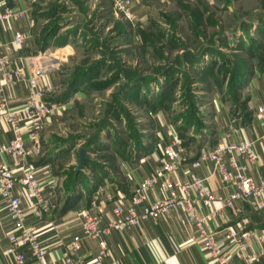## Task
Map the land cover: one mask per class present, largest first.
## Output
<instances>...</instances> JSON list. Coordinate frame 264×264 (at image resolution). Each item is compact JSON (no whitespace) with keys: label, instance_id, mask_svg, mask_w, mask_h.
<instances>
[{"label":"rangeland","instance_id":"rangeland-1","mask_svg":"<svg viewBox=\"0 0 264 264\" xmlns=\"http://www.w3.org/2000/svg\"><path fill=\"white\" fill-rule=\"evenodd\" d=\"M30 5L33 55L58 57V96L68 92L40 133L43 154L56 149L64 199L96 202L111 185L127 191L119 159L137 167L142 155L162 152L171 140L162 112L185 150L214 136L216 104L247 117L250 71L264 70V0H152L144 21L124 18L114 0ZM81 147L90 157L78 168ZM111 169L104 184L98 171Z\"/></svg>","mask_w":264,"mask_h":264},{"label":"crops","instance_id":"crops-1","mask_svg":"<svg viewBox=\"0 0 264 264\" xmlns=\"http://www.w3.org/2000/svg\"><path fill=\"white\" fill-rule=\"evenodd\" d=\"M151 2L152 0H133V10L140 21L150 17L149 4ZM7 6L25 11V16L21 19L7 18L0 22L2 50L9 55L10 66H21L25 75L13 84H4L3 91L7 104L5 108L0 109V143L8 141L12 135L10 122L4 112L7 110L21 112L30 95L31 87L27 77L31 72V55L38 50L37 32L30 0H0V11ZM19 32L27 36L24 44H19L14 40L15 35ZM257 79L260 80V86L255 87ZM253 81L255 83L252 85ZM44 82L54 89L48 98L50 100L57 98L60 86L63 84L61 72L58 69L49 71L45 75ZM249 85L252 88H249L250 90L247 92L250 95L246 105L247 117L246 115L245 117L241 115L233 116L226 103L216 104L212 120L215 127L214 136L212 138L207 136L202 144L188 145L183 152L179 167L172 171L171 177L176 180L189 179L195 176L206 177L207 184L215 194L228 196L234 190V187L225 183L220 176L214 173V161L209 158L200 159L201 165L198 167H194L192 161L199 158L202 149H205V147L244 138L251 141L256 140V149L260 157V160L254 166L248 168L247 173L258 182L264 178V141L259 139L264 134V120L256 113V107L264 103V70L260 73L255 69L249 80ZM159 120L161 121L162 130L170 129L168 125L170 119L167 114L162 112ZM54 151L56 149L44 154L42 152L41 155L32 157L27 161H20L19 166L16 163L17 158L12 154L0 155V161L6 162L13 169H16L17 175L23 167L32 168L39 179L42 191L51 196V200L55 204L54 208L43 218L36 219L31 215L29 216V221L36 226L40 241L46 248V264H64L63 255L69 250L71 253V242L76 235L81 237V248L77 251V254L82 257L83 263L81 264H95L93 259L98 254L101 245L97 237L86 236L82 232L80 225L84 218L83 211L96 212L95 206L103 203L105 211H107V218L102 223V226H104L108 218L115 217L112 211L114 204L120 202L125 207L130 205L131 197L137 191L144 176L155 171L156 168L160 169L162 167L165 158L164 146L160 154L142 155L139 158L140 162L137 167L129 161L119 159L121 170L128 178L127 191L121 192L111 185L103 192L105 196L102 194L96 202H92L93 197L88 200L87 204L77 200L63 213H61L60 208L67 197L64 199L61 196L60 178L52 168L54 162L50 158V153ZM111 172L112 169L107 172L98 171L105 178L104 184H111L110 179L108 180L111 177ZM51 184H55L54 190ZM15 191L22 197V204H27L21 186H16ZM148 194V200L138 204L137 210L141 211L147 202H155L165 196L159 183ZM216 206L220 208V212L211 224V228L216 231V236L220 241L227 242L226 232L229 226L237 227L238 224L244 223L253 232L249 238V250L264 248V217L259 212H253L249 200L236 201L230 207L223 206L221 202H216ZM12 230L13 222L7 215L6 200L0 196V264H12L11 258L6 253L9 242L8 235ZM198 235L197 227L188 221L186 212L173 209L157 217V219L148 218L142 220L136 226H125L123 230L109 232L105 240L110 254L103 259L102 264H215L208 257L203 242L200 241ZM238 262L239 258L237 257L233 259L232 264ZM263 263L264 257L258 264Z\"/></svg>","mask_w":264,"mask_h":264},{"label":"built area","instance_id":"built-area-1","mask_svg":"<svg viewBox=\"0 0 264 264\" xmlns=\"http://www.w3.org/2000/svg\"><path fill=\"white\" fill-rule=\"evenodd\" d=\"M118 11L129 21L137 19L133 10V0H114ZM25 11L7 6L0 11V22L7 18L21 19ZM33 21V20H32ZM26 34L19 32L15 35V42L24 44ZM0 35V109L6 107L4 84H13L25 75L21 66L11 67L10 57L2 50ZM56 55L47 52L31 55V72L27 77L31 92L21 112L7 110L4 115L10 122L11 138L0 143V155L12 154L20 161L42 154L40 133L50 118L55 115L60 102L48 98L53 92L52 86L44 82L45 75L58 69ZM257 115L264 120V103L256 107ZM171 140L164 145L165 158L160 169L144 176L140 185L131 197V204L123 206L120 202L114 204L112 211L115 217L107 218L105 205L95 206L96 212L83 211L84 218L80 227L86 236L97 237L101 248L94 257L95 264H102L108 257L110 250L105 237L112 230H123L125 226H136L142 220L161 216L173 209L186 212L187 219L198 229V238L203 242L208 257L215 264H232L234 258H239L236 264H258L264 257V248L249 250V238L253 234L244 223L237 227L227 228L228 240L220 241L216 231L211 228L220 212L216 202L223 206H232L236 201L249 200L253 212H259L264 217V178L259 182L248 175L247 170L259 160L256 149V140L240 138L234 141L221 142L215 146L202 149L199 158L192 161L194 167L201 165L200 159L209 158L215 163L214 173L220 176L225 183L232 185L234 190L228 195L215 194L207 184L206 177L176 180L171 177L176 170L185 151V145L173 128L168 130ZM27 136V137H26ZM264 141V134L259 137ZM19 166V165H18ZM20 168V167H19ZM159 183L164 198L155 202H147L141 211L137 205L147 201L150 190ZM16 186H21L27 200L22 204V197L16 193ZM55 189V184H51ZM0 196L6 200V209L9 219L13 222V230L8 235L6 253L12 264H46V248L42 245L34 223L29 216L36 219L43 218L55 206L51 196L46 195L39 184V179L32 168H22L17 175L6 162L0 161ZM111 198V197H109ZM80 235H76L71 242L70 250L63 255L64 264H81L82 257L77 254L80 245Z\"/></svg>","mask_w":264,"mask_h":264},{"label":"trees","instance_id":"trees-1","mask_svg":"<svg viewBox=\"0 0 264 264\" xmlns=\"http://www.w3.org/2000/svg\"><path fill=\"white\" fill-rule=\"evenodd\" d=\"M35 53V52H34ZM254 70L255 69H252V71H250V75H252V73L254 72ZM68 92H66V93H64L63 95H61V97L60 96H58L57 98H55L54 100L52 99V101H56V102H60L61 101V98H63V97H65L66 96V94H67ZM98 170V169H97ZM96 174V173H95ZM76 185V184H75ZM75 185L70 189V192H73L74 190H75ZM78 199H76V197H75V199H73V197H69L66 201H65V203H64V205L60 208V211H64V212H66L74 203H75V201H77Z\"/></svg>","mask_w":264,"mask_h":264},{"label":"water","instance_id":"water-1","mask_svg":"<svg viewBox=\"0 0 264 264\" xmlns=\"http://www.w3.org/2000/svg\"><path fill=\"white\" fill-rule=\"evenodd\" d=\"M85 157H90V153L87 148L81 147L80 148V158H79V165L78 168H80L83 165V161ZM64 211H61L63 213Z\"/></svg>","mask_w":264,"mask_h":264},{"label":"bare ground","instance_id":"bare-ground-1","mask_svg":"<svg viewBox=\"0 0 264 264\" xmlns=\"http://www.w3.org/2000/svg\"><path fill=\"white\" fill-rule=\"evenodd\" d=\"M61 51H59V52H64V51H68L70 48H69V46H62L61 48H59Z\"/></svg>","mask_w":264,"mask_h":264}]
</instances>
